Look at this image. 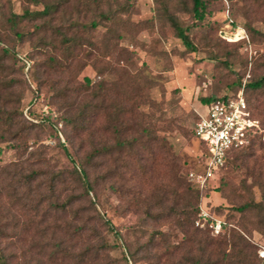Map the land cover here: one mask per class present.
I'll return each mask as SVG.
<instances>
[{
	"label": "rangeland",
	"instance_id": "1",
	"mask_svg": "<svg viewBox=\"0 0 264 264\" xmlns=\"http://www.w3.org/2000/svg\"><path fill=\"white\" fill-rule=\"evenodd\" d=\"M51 1L61 4L51 18L13 21ZM124 1L0 0V62L16 81L4 105L22 113L15 117L21 132L0 144V253L11 264H126V257L129 264H239L209 257L202 242L189 243L193 229L185 233L154 215L190 200L186 175L206 152L193 136L198 115L207 113L202 99L242 91L264 132V87L246 89L264 76V0H202V20L192 0H128L119 16L124 36L110 41L102 26L87 31L93 11ZM160 2L195 52L160 21ZM45 20L63 33L72 20L80 23L83 42L73 59L65 62L61 37ZM237 27L243 40L224 39ZM87 106L84 130L66 124ZM117 111L116 134L108 122ZM117 137L132 147L117 150ZM105 146L108 153L84 166L93 185L85 196L71 178L73 164L83 166ZM250 153L239 161L231 156L210 189L200 191L197 207L257 250L264 248V149ZM250 196L261 209L238 212ZM156 231L168 235L171 257L152 239Z\"/></svg>",
	"mask_w": 264,
	"mask_h": 264
},
{
	"label": "trees",
	"instance_id": "2",
	"mask_svg": "<svg viewBox=\"0 0 264 264\" xmlns=\"http://www.w3.org/2000/svg\"><path fill=\"white\" fill-rule=\"evenodd\" d=\"M29 2H32L33 4H40L42 3V0H28ZM85 1L89 0H83V3ZM157 1V0H156ZM51 1L48 3H42L43 9L41 11H35L31 12L28 9H25L23 11V14L13 15V21H23V20H34V19H41L44 20V18H51L53 14L58 12V8L60 1ZM193 6H192V12L194 14V17H196L198 20H202V14L201 9L203 7L202 0H192ZM159 4H162L161 13H159L160 21H164L166 19L167 22L170 23V26L175 30L176 36L181 40L183 46L186 48V50L190 52H195L196 48L193 45L190 37L186 34V31L184 28H182L179 24H177L174 19L169 15L168 9H166L165 5L160 2ZM129 8V1L125 0L123 5H118V7L114 10L107 7L105 9H101L98 11H93L91 20L88 22L87 25H84L87 29V31L95 30L98 26H102L106 28L107 34H109V40L112 39L116 40L120 37L124 36L122 35L121 29H123L122 20L119 18L120 14L128 12ZM16 23V22H15ZM14 23V25H15ZM43 24L49 26L50 29H53L56 31L57 35L61 37L60 44L63 47V53L66 56L65 62H68L69 60L73 59L76 56V50L82 47L83 39L78 37V27L80 26V23L78 21L72 20L70 24L65 26L66 32H62L60 28L61 26L52 27L51 25H48L47 20L43 22ZM74 30V34L68 35L69 29ZM15 36L21 37L22 34L15 32ZM109 42L105 43L104 49L107 48ZM2 55L7 57L10 56V51L7 49H2ZM7 68L2 65L0 62V101L2 100V104L0 106V144L7 142L14 138L15 136H18L19 132L21 130L19 129L18 132L15 130L16 128V121L15 117L22 116L21 111L18 109L10 112L6 110L5 108V102L8 99V95L10 94L9 90H11L15 85V80L13 79H7L4 74H6ZM264 87V76H262L260 79L256 80L255 82H249L246 85V89H250L253 92L260 90ZM223 98L228 97V95L222 96ZM217 98L210 97V98H204L202 99V102L207 107L213 100ZM246 104L248 106L249 111L253 115V108L251 107L249 101L247 98H245ZM86 109L87 107H84L81 109V111L71 119H66V124H69L73 127H78L81 130H84L85 127L81 125L83 123L84 119L89 118V114L87 113ZM119 111L114 114V116L109 117V125L111 126V130L116 131V134L119 132V128L116 127V117ZM254 116V115H253ZM197 120V119H196ZM80 122V123H79ZM262 126V123H261ZM194 136V134H193ZM11 138V139H10ZM264 132H255L249 134L248 141L246 145H244L242 148L233 150L232 156L235 159V161H239L243 157H249L251 154V150H254L256 147L259 150L264 149ZM202 144V143H201ZM124 147H132V142H124L117 137V142L115 145V148L117 150H123ZM111 147H103L102 149H95L90 154L87 162L82 166L75 167L73 164V172L71 173V178L77 182L80 187L82 188V192L85 196H88L89 192L92 190V183L89 179V176L84 169V166L90 162V159H92L94 156H97L100 153H108ZM72 161V159H70ZM223 169L215 173V176L212 181H214L216 178H218L219 174L221 173ZM190 171L187 172V174ZM187 176V175H186ZM30 177H28V180ZM211 181V182H212ZM210 182V183H211ZM189 183V182H188ZM209 183V185H210ZM208 185V189H210ZM190 192L189 197L190 200L183 204L180 209L174 208V207H168L166 209H161L158 211L156 215H154V219L160 220V219H169L175 221V225L183 232L188 233L189 229H193L194 235H192L191 239H189V243H193L194 241L202 242L203 244V251H208L209 257H211L213 254L216 255H223L229 260H235L238 261L239 264H261V260L258 257V250L255 249L250 243H248L244 237L242 236L241 232L236 229H229L227 227V224L220 220L222 225V230L218 235H214L211 228L209 227L210 220L207 221V223L203 227H196L194 225V221L197 217V214L199 212L198 209V202H199V195L200 191L193 185L189 183ZM207 189V190H208ZM69 203H66V206ZM65 206V205H64ZM64 209V207L62 206ZM253 208L261 209V205L259 203H256L252 196L248 199L246 203L238 207L236 210L240 213L244 211L251 210ZM62 209V210H63ZM104 223L107 225L108 229L113 231V225L108 221L104 220ZM192 233V234H193ZM116 235V232H114ZM189 234V233H188ZM200 235V236H199ZM153 240L157 239L163 253L168 257H171L175 249L167 243V237L168 235L165 233H162L160 231H156L155 233H152ZM211 236V237H210ZM200 238V239H194ZM187 241V242H188ZM128 256V255H126ZM126 264L130 263V259L126 257L125 259ZM209 260H207V263L209 264ZM0 264H11L9 257L5 256L4 254L0 253Z\"/></svg>",
	"mask_w": 264,
	"mask_h": 264
},
{
	"label": "built area",
	"instance_id": "3",
	"mask_svg": "<svg viewBox=\"0 0 264 264\" xmlns=\"http://www.w3.org/2000/svg\"><path fill=\"white\" fill-rule=\"evenodd\" d=\"M232 28V21L228 20L225 26ZM244 30L235 28L229 37H224L229 42H239L245 38ZM260 132L261 124L248 109L242 91L228 97L213 100L207 106L205 115L199 114L193 127L194 137L198 138L205 147L206 152L199 169L191 170L187 174V181L199 191L208 189L215 173L224 169L231 159L232 151L242 148L248 141L249 134ZM210 220L209 227L214 235L222 230L223 223L211 218L208 213L199 208L194 221L196 227H203ZM261 264H264V248L258 250Z\"/></svg>",
	"mask_w": 264,
	"mask_h": 264
}]
</instances>
